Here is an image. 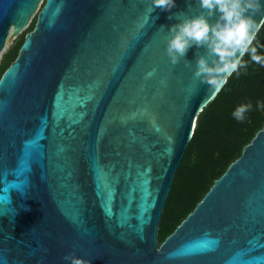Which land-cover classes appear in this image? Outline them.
I'll use <instances>...</instances> for the list:
<instances>
[{
    "label": "water",
    "instance_id": "obj_1",
    "mask_svg": "<svg viewBox=\"0 0 264 264\" xmlns=\"http://www.w3.org/2000/svg\"><path fill=\"white\" fill-rule=\"evenodd\" d=\"M41 2L0 0V53L36 15L0 76V264H264V125L157 242L196 119L219 93L194 77L205 47L176 65L167 54L198 0L153 12L152 0Z\"/></svg>",
    "mask_w": 264,
    "mask_h": 264
},
{
    "label": "trees",
    "instance_id": "obj_2",
    "mask_svg": "<svg viewBox=\"0 0 264 264\" xmlns=\"http://www.w3.org/2000/svg\"><path fill=\"white\" fill-rule=\"evenodd\" d=\"M36 15L1 55L0 76L15 59L27 32L34 28ZM257 54L264 56V27L257 33ZM246 69L234 73L216 97L199 113L193 135L173 176L158 223V245L190 213L221 176L237 159L243 147L264 125V66L243 58ZM251 103L252 110L244 121L233 118L241 104Z\"/></svg>",
    "mask_w": 264,
    "mask_h": 264
},
{
    "label": "clouds",
    "instance_id": "obj_3",
    "mask_svg": "<svg viewBox=\"0 0 264 264\" xmlns=\"http://www.w3.org/2000/svg\"><path fill=\"white\" fill-rule=\"evenodd\" d=\"M198 6L202 10L199 15L184 18L171 26L167 54L171 63L176 65L193 45L205 47L207 55L198 57L194 77L218 93L234 73L247 68L243 59L245 55L264 66V56L258 55L257 47L253 46L257 33L264 27V18L259 22L253 19L262 10V5L260 0H198ZM174 7L175 0H152L151 12L155 8L170 11ZM217 10L221 15L215 23H210L209 18ZM190 64L186 61V66ZM252 107L251 103L239 105L232 113L233 118L244 121ZM257 107L264 108V104ZM63 259L71 264H90V261L72 254Z\"/></svg>",
    "mask_w": 264,
    "mask_h": 264
},
{
    "label": "rangeland",
    "instance_id": "obj_4",
    "mask_svg": "<svg viewBox=\"0 0 264 264\" xmlns=\"http://www.w3.org/2000/svg\"><path fill=\"white\" fill-rule=\"evenodd\" d=\"M43 2H44V0H42V2L40 3V7L42 6ZM12 41H13V39H10V40L8 41V43L6 42V45H5L4 49H3L2 52L0 53V58H1V55L6 51V49L9 47V45L12 43Z\"/></svg>",
    "mask_w": 264,
    "mask_h": 264
}]
</instances>
